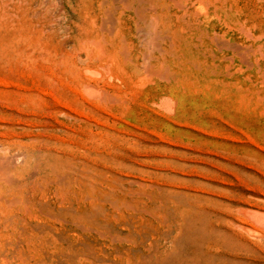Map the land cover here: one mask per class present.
<instances>
[{"label": "rangeland", "instance_id": "obj_1", "mask_svg": "<svg viewBox=\"0 0 264 264\" xmlns=\"http://www.w3.org/2000/svg\"><path fill=\"white\" fill-rule=\"evenodd\" d=\"M0 139L131 238L100 264H264V0H0Z\"/></svg>", "mask_w": 264, "mask_h": 264}, {"label": "bare ground", "instance_id": "obj_2", "mask_svg": "<svg viewBox=\"0 0 264 264\" xmlns=\"http://www.w3.org/2000/svg\"><path fill=\"white\" fill-rule=\"evenodd\" d=\"M83 89L94 94L96 85L86 82ZM24 153L20 149L11 150L0 139V264H100L93 251L101 250V244L130 242L131 238L126 234L97 222L100 218L108 219L105 213L100 216L102 210L99 216L90 214L87 217V210L83 206L94 202L92 195L89 198L85 195L84 199L80 197L74 208L69 207L67 196H64L66 192H62L65 185L59 191L54 180L36 176L34 168L39 163L37 154H32L30 160L26 161ZM51 166L46 164L44 169L48 176L52 173ZM22 171L25 174L19 175ZM247 214L264 227V209L250 206ZM87 218H91V223ZM241 225L250 232L257 229L252 223ZM118 255L120 257L121 253L118 252Z\"/></svg>", "mask_w": 264, "mask_h": 264}]
</instances>
